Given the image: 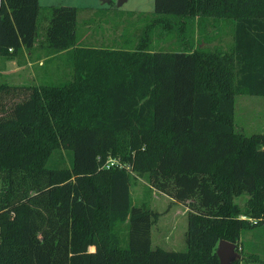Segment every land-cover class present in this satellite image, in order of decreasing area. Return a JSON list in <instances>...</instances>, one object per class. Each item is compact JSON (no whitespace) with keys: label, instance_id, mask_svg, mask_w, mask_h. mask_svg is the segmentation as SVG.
I'll use <instances>...</instances> for the list:
<instances>
[{"label":"trees","instance_id":"1","mask_svg":"<svg viewBox=\"0 0 264 264\" xmlns=\"http://www.w3.org/2000/svg\"><path fill=\"white\" fill-rule=\"evenodd\" d=\"M152 12L144 34L184 29L178 49L145 35L133 49L80 45L75 5L0 0L1 70L32 48L41 13L38 43L73 66L61 84L0 79V264H219V240L239 247L264 225V131L234 124L236 95L264 96V0H153ZM210 19L231 23L230 48L190 37ZM62 148L67 164L53 160ZM110 156L123 167L103 168ZM132 165L187 203L184 250L152 246L160 214L133 203Z\"/></svg>","mask_w":264,"mask_h":264},{"label":"rangeland","instance_id":"2","mask_svg":"<svg viewBox=\"0 0 264 264\" xmlns=\"http://www.w3.org/2000/svg\"><path fill=\"white\" fill-rule=\"evenodd\" d=\"M54 5L67 4L77 7V33L80 45L104 46L133 49L137 41L145 35V41L151 50L153 49H178L181 46L180 36L176 26L162 29L154 23L148 29V36L144 34L146 25L153 17V0H125L118 5L117 0H45ZM105 2V3H104ZM41 13L38 20V38H43L44 29L48 23V17ZM210 19L206 24V33L200 34L197 27L188 31L194 41L204 40V46L225 50L232 43L231 23ZM206 41V42H205ZM42 48L46 57L42 67L34 65L35 53L28 58L22 56L9 61L28 66L32 64V72L26 70H13L0 74V79L10 84H61L71 79L73 66L63 53L53 54L51 50ZM41 53V52H40ZM39 53V54H40ZM52 53V54H51ZM6 61V62H7ZM4 62V67L6 65ZM4 69V68H3ZM235 128L246 135L264 131V96L239 94L235 97ZM63 158V163H68V155L64 148L55 153L53 160ZM119 159L118 156H110ZM122 163V162H121ZM130 193L133 203L146 204L151 210L160 215L151 227L152 246L165 250H184L186 248L187 231V203L174 202L169 196L152 188L145 177L131 166ZM248 196L240 194L234 201L241 207ZM126 223L117 226L121 244L126 243ZM238 251L241 256L255 254L258 260L243 258L239 264H264V225H258L241 232Z\"/></svg>","mask_w":264,"mask_h":264},{"label":"crops","instance_id":"3","mask_svg":"<svg viewBox=\"0 0 264 264\" xmlns=\"http://www.w3.org/2000/svg\"><path fill=\"white\" fill-rule=\"evenodd\" d=\"M39 3L41 5H49V4H52V3H48L47 1L45 0H39ZM105 3V2H104ZM40 40L37 36V39L34 43V45L32 46V48L30 50H26L24 47H22L20 49V52H19V57L21 58L22 56H24L25 58H28L29 56H31L33 53H35V62H34V65L38 64L37 66L39 67H42L44 66L43 65V60L46 58L42 52V48L38 47L40 44L38 43ZM41 52V53H40ZM40 53V54H39ZM28 66L24 68V65L26 64H22L21 65H18L16 64L14 61H7L6 62V65L5 67L3 66V70H1V65H2V62L0 61V73H7V71L9 70V68L11 69V67L13 68L14 71H17V70H26L28 71V74H31L30 72H32L31 68H32V64L31 62H27ZM12 65V66H11Z\"/></svg>","mask_w":264,"mask_h":264},{"label":"water","instance_id":"4","mask_svg":"<svg viewBox=\"0 0 264 264\" xmlns=\"http://www.w3.org/2000/svg\"><path fill=\"white\" fill-rule=\"evenodd\" d=\"M124 1L125 0H117V4L120 5ZM215 252L219 264H232L234 261L241 259V254L238 251L236 243L224 239L218 241Z\"/></svg>","mask_w":264,"mask_h":264},{"label":"built area","instance_id":"5","mask_svg":"<svg viewBox=\"0 0 264 264\" xmlns=\"http://www.w3.org/2000/svg\"><path fill=\"white\" fill-rule=\"evenodd\" d=\"M102 167L103 168H106V169L111 168V167H119V168H122L123 167V164L120 162L119 159L107 157L105 159V161L103 162ZM125 168H126V170H129L130 171V166H126Z\"/></svg>","mask_w":264,"mask_h":264}]
</instances>
